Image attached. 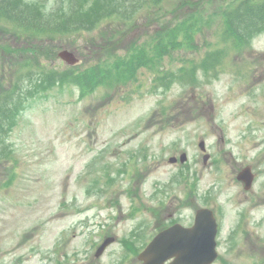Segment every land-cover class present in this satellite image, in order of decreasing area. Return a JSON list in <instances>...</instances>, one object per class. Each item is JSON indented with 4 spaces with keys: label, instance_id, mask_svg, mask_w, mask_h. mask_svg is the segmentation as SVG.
Returning a JSON list of instances; mask_svg holds the SVG:
<instances>
[{
    "label": "rangeland",
    "instance_id": "rangeland-1",
    "mask_svg": "<svg viewBox=\"0 0 264 264\" xmlns=\"http://www.w3.org/2000/svg\"><path fill=\"white\" fill-rule=\"evenodd\" d=\"M29 1L48 12L77 2L17 3L25 7ZM132 1L114 3L124 8ZM146 1L148 7L137 10L128 27L123 20L113 24L106 18L96 28L67 37L26 34L27 28L15 30L8 20L0 21V264H58L45 259L56 248L81 252V264L92 258L95 264H120V240L141 220L147 222L141 232L146 242L160 223L180 217L189 222L203 204L224 212L215 264H264V177L248 193L236 180L242 165L264 162V33L252 40V49L227 54V70L209 82L201 68L193 73L191 63L200 66L221 42L225 9L220 6L231 0ZM22 7L18 16L37 11L34 5L28 12ZM218 10L217 20L211 14ZM194 13L202 15L195 27L199 31L187 41L180 31ZM158 33H174L186 49L170 48L161 57V41L154 43ZM146 45L147 51L160 52L153 59L158 71L176 80L155 84L160 72L139 66L138 59L134 79L125 83L115 80L109 89H94L86 80L94 72L102 78L117 59L129 64ZM64 50L75 53L76 65L59 57ZM38 72L49 80L42 95L33 90V84H41ZM66 73L78 77L64 85L59 77ZM10 110L16 112L14 123L2 116ZM201 140L211 155L207 164ZM182 153H187V163L170 164V157ZM187 167L197 180L196 192L189 194L180 177L168 187ZM110 176L116 178L111 187ZM133 206L140 207L138 217L130 214ZM158 206L159 221L150 211ZM245 210L242 221L248 222L244 230L239 227V242L232 232ZM248 230L261 237L257 246L246 239ZM108 234L117 242L96 260L90 243L101 244ZM232 235L235 248L229 242ZM135 241L137 247L143 245L140 238ZM136 260L131 257L128 264Z\"/></svg>",
    "mask_w": 264,
    "mask_h": 264
},
{
    "label": "trees",
    "instance_id": "trees-1",
    "mask_svg": "<svg viewBox=\"0 0 264 264\" xmlns=\"http://www.w3.org/2000/svg\"><path fill=\"white\" fill-rule=\"evenodd\" d=\"M36 2H30L29 7H32L33 5L37 8V11L35 14H29V18L24 15L21 17H18V24L22 27H26L29 30V33L34 35H41L43 33L49 34L51 36H64L67 37L73 32L79 33L83 29L91 30L97 24L102 21L104 18L114 17V20H126L127 24L129 25V21L134 20V16L137 13V10H145L146 7V0H140V3H138L136 0H133L130 6L127 7H121L118 4L114 3V0H96L93 4V7L89 0H85V2L81 3L83 8H80L75 11V14L70 18L68 15V12L66 8L63 6H60L56 12L54 13L55 16H47V7L41 6L40 4ZM16 4L13 3V0H0V9L1 11L5 10H14ZM72 9V8H70ZM230 13L227 14V23H226V35L228 38L235 41L237 45L242 44L243 42L249 40L255 33L260 32L261 30H264V7L260 6L258 9H254L251 5H248L246 7V10L243 12L236 11V9H231L229 11ZM57 18L58 22L53 23L52 18ZM61 20H60V19ZM257 19V20H256ZM26 25V26H24ZM196 25L190 24L186 27V29L181 30L183 34H185V37L187 41L189 38H193L195 34L198 33L199 29L195 30ZM69 32V33H68ZM67 33V35H66ZM177 41L174 43V41ZM159 46H157V49L161 52V57L163 56L164 51L168 49L170 50L171 47H178L184 45V43L179 42L177 37L174 33L171 35H164L162 39L160 40ZM148 49L146 46H143L139 54H135L130 57L129 64L124 61H119L116 63V65L113 67V69L106 70L103 74V78L107 79L110 78L113 79V76L123 77L124 76H133L134 75V69L135 67H138L136 63V59L140 61V65H150L154 62L153 59L159 58V53L157 52L154 54L150 52H146ZM149 55L152 57L149 58ZM154 56V57H153ZM219 58L218 55L215 54L211 57V62L206 61L203 66L200 67L205 71V74L208 78L209 74L213 75L218 71V66L216 65ZM216 63V64H215ZM215 64V65H214ZM121 65V67H120ZM126 65V66H125ZM214 65V66H213ZM124 68H123V67ZM154 65H152L150 68L152 69ZM42 73L40 76L41 84H33V90H37L42 86L48 85L47 78L45 77L44 72H38ZM59 77V76H58ZM78 76L74 75L72 76L71 73L66 75H61L59 79L63 81V84H68L69 81H75V78ZM97 74L94 72L91 76L86 77V80H88V83L94 82L97 80ZM84 79V78H79ZM163 82H172L174 80V75L171 74L170 76L163 75V77L160 78ZM102 81V80H101ZM54 82V80H53ZM31 88V87H30ZM31 94V93H29ZM16 115V112L14 110H10L9 114H3L2 116L7 119V122L11 123L13 121L14 123V116ZM0 127L4 128V123L0 122Z\"/></svg>",
    "mask_w": 264,
    "mask_h": 264
},
{
    "label": "water",
    "instance_id": "water-1",
    "mask_svg": "<svg viewBox=\"0 0 264 264\" xmlns=\"http://www.w3.org/2000/svg\"><path fill=\"white\" fill-rule=\"evenodd\" d=\"M70 64H75L74 54L64 51L60 54ZM205 150V142L200 143ZM209 156L205 157L208 160ZM186 156H182V161ZM174 161V160H172ZM211 212L204 210L197 216L196 224L192 228H185L179 224L158 234L140 255L142 264H211L217 257L215 224L205 221Z\"/></svg>",
    "mask_w": 264,
    "mask_h": 264
},
{
    "label": "flooded vegetation",
    "instance_id": "flooded-vegetation-1",
    "mask_svg": "<svg viewBox=\"0 0 264 264\" xmlns=\"http://www.w3.org/2000/svg\"><path fill=\"white\" fill-rule=\"evenodd\" d=\"M253 162H248L245 165H242L237 171H236V180L239 181V183L243 186V188L245 189V185L249 183H244L243 182V175L244 178L247 180L248 178H250V180L252 179V188L249 191L244 190L246 193L250 192L254 186L255 183L262 177H264V162H256V164ZM263 166V167H258V166ZM218 215L221 217V213L218 211ZM194 220V219H193ZM222 221V220H221ZM219 225H220V221L218 219Z\"/></svg>",
    "mask_w": 264,
    "mask_h": 264
}]
</instances>
